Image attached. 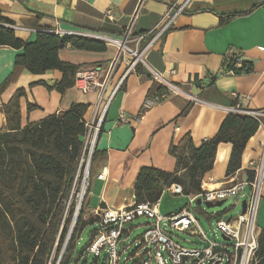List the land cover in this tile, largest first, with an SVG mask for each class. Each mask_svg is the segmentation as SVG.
Masks as SVG:
<instances>
[{
  "label": "crops",
  "instance_id": "obj_1",
  "mask_svg": "<svg viewBox=\"0 0 264 264\" xmlns=\"http://www.w3.org/2000/svg\"><path fill=\"white\" fill-rule=\"evenodd\" d=\"M181 1L0 0V11L14 21L16 34L26 41L34 40L37 29L41 28L87 30L123 37L134 22L132 39L146 36L130 43L131 47L140 53L151 44L143 54L142 71L134 69L127 73L133 57L125 55L119 60L102 101L97 88L83 94L74 86L60 93L36 84L59 82L62 73L58 70L44 74L22 70L0 93V132L6 130L2 103L8 102L18 88L26 91L20 101L22 126L60 113L73 102L90 104L86 121L100 116L106 108L96 143L97 150L103 153L91 166V186L86 201L89 212L118 209L136 202L134 185L142 167L174 171L176 162L168 152L170 144H177L190 133L194 144L199 146L203 140L216 135L231 108L240 101L242 108L264 110V3L261 0H191L175 17L168 28L170 31L158 36L164 18L174 15ZM235 13L241 15L220 23L221 15ZM228 51L252 62L253 70L242 75H220ZM20 52V49L0 46V85L12 73L15 57ZM117 53L115 45L106 44L105 51L68 46L59 55L80 68L98 67L104 74ZM149 67L205 103H195L183 95L161 89L147 71ZM212 74L218 76L208 86ZM118 84L120 87L114 93ZM148 100L156 103L146 106ZM29 103L39 108L28 112ZM185 108L187 112L181 114ZM231 149L229 143L218 146L214 166L204 176L203 189L233 185L247 179V171L258 167L264 158V116L247 142L241 169L226 177ZM100 174L102 178L98 177ZM261 194L257 215L260 230L264 227V172Z\"/></svg>",
  "mask_w": 264,
  "mask_h": 264
},
{
  "label": "trees",
  "instance_id": "obj_2",
  "mask_svg": "<svg viewBox=\"0 0 264 264\" xmlns=\"http://www.w3.org/2000/svg\"><path fill=\"white\" fill-rule=\"evenodd\" d=\"M239 15H221L220 23L224 24ZM14 25V21L0 11V46L21 50L15 57L12 73L0 85V93L22 70L32 74L60 71L62 79L54 85L44 81L36 84L64 93L75 86V74L80 65L62 60L59 52L68 46L90 51L106 50L104 42L73 35L59 36L50 28L37 29L35 39L26 41L16 34ZM153 34L150 33L151 36ZM228 52L220 75L227 74L229 70L235 75L248 74L253 70L252 62L244 61L238 53ZM239 59L241 64L236 66ZM135 69L142 71L143 63L138 62ZM217 76L211 75L208 86L214 83ZM25 96V89L18 88L1 106L6 130L0 132V264H71L78 253V234L84 226L97 225L99 221L98 215L83 221L81 209L79 219L72 232L70 230L75 213L74 198L82 179L79 167L88 130L86 113L90 104L73 102L60 113L22 126L20 101ZM37 108L38 105L27 104L28 112ZM186 112L187 108L181 114ZM261 118L230 112L216 135L203 140L199 146L194 144L190 133L177 144L171 143L168 152L175 159V170L142 167L134 185L136 203L158 202L166 187L172 184H180L185 195L202 192L204 176L212 170L221 143L232 146L226 177L234 175L241 169L247 142L260 127ZM101 153L95 148L90 168ZM254 175L255 171H247L248 179L252 180ZM94 230L96 227L88 231L90 238ZM93 256L94 264L100 259L102 264H109L106 252ZM251 264H264V227L260 230L258 249Z\"/></svg>",
  "mask_w": 264,
  "mask_h": 264
},
{
  "label": "built area",
  "instance_id": "obj_3",
  "mask_svg": "<svg viewBox=\"0 0 264 264\" xmlns=\"http://www.w3.org/2000/svg\"><path fill=\"white\" fill-rule=\"evenodd\" d=\"M191 0H182L176 13L172 16L166 15L164 23L159 27V34L168 30L175 17L180 14ZM264 3V0H261ZM168 16V17H167ZM28 31L35 29L24 28ZM53 33L64 36L73 35L87 39H94L112 44L118 48L117 56L109 65L104 74H101V69L98 67L79 68L75 74V87L83 94H87L94 89H98L99 100L102 101L103 93L110 81V78L116 68L119 60L125 55L134 56L130 62L127 73L134 70L138 62L143 61V54L151 45H148L144 51L138 52L137 48L133 49L129 46L134 41H139L145 35L139 38L132 39V28L128 27L123 37H114L107 34L97 33L87 30H62L53 28ZM153 32V31H152ZM131 53V54H130ZM131 57V56H130ZM241 64L240 59L236 66ZM152 77L167 90L173 94H180L195 103H205L202 99L184 91L175 82L168 80L162 73L149 67ZM233 74L232 70L228 71ZM103 75V76H102ZM120 87L118 84L115 87L114 93ZM244 100V99H242ZM156 102L148 100L146 106H152ZM239 104L231 108L230 112H237L252 115L255 117H263L264 110H252L242 108ZM106 112L94 117L92 121H86L88 127L84 137V150L81 157L79 173L83 171L81 187L85 192L90 188L89 168L92 155L94 153L98 135L101 130L102 121ZM254 178L245 179L234 183L233 185L220 186L214 189H204L198 194L187 195L190 198L191 205L197 202L198 198L202 201H217L227 199L230 196L238 195L245 191L247 186L250 187L251 193L246 197L245 212L238 215L235 219H219L217 227L222 232V236L228 237L223 241L208 240L202 228L200 227L194 213L188 208H183L179 211L163 215L158 210L160 200L156 203H132L118 209H102L96 210L95 214L99 216V221L96 225L97 235L95 239L88 245L87 253L95 256H100L103 250L109 259V264H119L121 254L118 252V243L123 238L126 232V224L133 222L136 218L146 216L154 222L150 226L145 223L147 229L140 239V255L139 264H167V259L172 264H251L255 253L258 249V239L260 229L257 224V215L261 200L262 175L264 172V158L258 167L254 170ZM99 178L103 174L98 175ZM203 187V184H202ZM174 194H184L183 187L180 184H172L166 187ZM164 226V227H163ZM186 232L191 236H195L204 240L205 244L201 247L187 248L177 241L170 230ZM125 251V250H123ZM167 253V257L165 256Z\"/></svg>",
  "mask_w": 264,
  "mask_h": 264
},
{
  "label": "rangeland",
  "instance_id": "obj_4",
  "mask_svg": "<svg viewBox=\"0 0 264 264\" xmlns=\"http://www.w3.org/2000/svg\"><path fill=\"white\" fill-rule=\"evenodd\" d=\"M133 25L134 22L131 25V28H133ZM129 46L131 47L130 44ZM130 56L134 58L132 54ZM147 71L149 70L147 69ZM88 172L90 175L91 186V168H89ZM80 173L83 177V171H81ZM81 180L80 189L78 193H76L74 198L76 205L75 213L73 216V223L70 228L71 232L77 220L79 219L81 209H83V221H88L89 219L94 218L96 215L95 213L89 212L86 209L87 195L90 188H88V190L84 192L81 187ZM74 192L75 191H73V193ZM250 193L251 189L249 186H247L244 192L238 195L228 197L223 203V205L207 208L204 204H198L197 202H194L189 205L190 198L185 194H174L169 190H164V193L159 203V211L161 214L167 215L170 212L179 211L183 208H188L194 213L200 227L202 228L208 240L223 241L224 238L222 236V232L217 227V221L219 219L229 220L237 218L238 215L241 213L242 201L245 200ZM83 201L84 206L82 208ZM153 222L154 221L149 219L148 217L141 216L136 218L133 222L125 225L127 230L124 233L123 238L118 243V252L121 254L119 264H139L141 254L137 255V253H141L140 239L142 238L145 230L147 229L145 223H148L151 226ZM95 227L96 225H91L88 227L84 226L83 230L78 234V239L80 240L78 246V253L75 256L76 260H73L71 264H94V256L91 253H87L86 246L88 245L90 240L93 241L97 235V230H94L92 238H90L88 234V231L94 229ZM170 232L172 233L173 237L180 242L181 245L187 248L201 247L205 244V242H203L204 240H201L195 236H191L186 232H179L176 230H170ZM104 253L105 250H103V254ZM165 256H168L166 252ZM49 264H52V262H49ZM96 264H102V259H100ZM152 264H155V262ZM167 264H172L169 259H167Z\"/></svg>",
  "mask_w": 264,
  "mask_h": 264
},
{
  "label": "water",
  "instance_id": "obj_5",
  "mask_svg": "<svg viewBox=\"0 0 264 264\" xmlns=\"http://www.w3.org/2000/svg\"><path fill=\"white\" fill-rule=\"evenodd\" d=\"M226 201V199H221L217 201H202L201 198L197 199L198 204H204L207 208L215 207V206H221ZM246 200L242 201V209L241 211L244 213L246 209ZM225 239H228V237L224 236Z\"/></svg>",
  "mask_w": 264,
  "mask_h": 264
}]
</instances>
